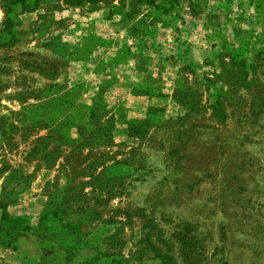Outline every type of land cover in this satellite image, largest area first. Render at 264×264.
I'll use <instances>...</instances> for the list:
<instances>
[{
  "label": "rangeland",
  "instance_id": "1",
  "mask_svg": "<svg viewBox=\"0 0 264 264\" xmlns=\"http://www.w3.org/2000/svg\"><path fill=\"white\" fill-rule=\"evenodd\" d=\"M1 88L0 264H264V0H0Z\"/></svg>",
  "mask_w": 264,
  "mask_h": 264
},
{
  "label": "crops",
  "instance_id": "2",
  "mask_svg": "<svg viewBox=\"0 0 264 264\" xmlns=\"http://www.w3.org/2000/svg\"><path fill=\"white\" fill-rule=\"evenodd\" d=\"M81 33V32H80ZM88 36L81 33L76 40L79 41V45L72 49L70 52H67L62 56V60L65 64V71L60 75H50L47 79H89L88 72L83 73V70L86 69L88 63L92 61L90 56V49L88 46ZM51 54L57 56L56 53L50 51ZM108 55V57H106ZM118 66L116 59V53L112 49L103 51L100 53V56L96 58V64L93 67L95 77H101L105 75L106 72H110L111 69ZM75 67V68H74ZM106 68V69H105ZM74 69V70H73ZM99 69L101 72L99 73ZM74 71V72H73ZM98 72V73H97ZM105 77V76H104ZM7 80V79H5ZM7 93H4L3 89L0 90V141L3 139L4 132L6 130L4 120L5 117L9 115L10 109L2 105L3 101H8Z\"/></svg>",
  "mask_w": 264,
  "mask_h": 264
},
{
  "label": "trees",
  "instance_id": "3",
  "mask_svg": "<svg viewBox=\"0 0 264 264\" xmlns=\"http://www.w3.org/2000/svg\"><path fill=\"white\" fill-rule=\"evenodd\" d=\"M8 22H9V19L5 20V21H4V24H7Z\"/></svg>",
  "mask_w": 264,
  "mask_h": 264
}]
</instances>
